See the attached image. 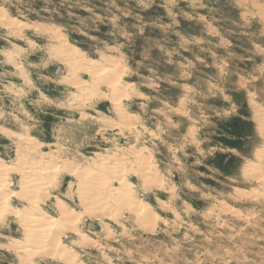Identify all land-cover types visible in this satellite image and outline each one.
Instances as JSON below:
<instances>
[{
	"label": "rangeland",
	"instance_id": "obj_1",
	"mask_svg": "<svg viewBox=\"0 0 264 264\" xmlns=\"http://www.w3.org/2000/svg\"><path fill=\"white\" fill-rule=\"evenodd\" d=\"M0 7L25 23L0 26V127L55 143L63 163L82 166L95 152L130 146L126 136L101 126L98 114L85 119L62 103L74 74L59 57L56 32L88 58L118 60L123 80L138 90L129 91L125 108L140 117L136 131H144L164 185L148 191L142 179H128L163 219L148 229L120 211L103 225L85 222L81 202L67 196L76 180L62 175L49 191L81 213L79 231L93 240L62 236L77 263L264 264V175L261 181L247 176L253 162L264 172L258 155L264 151V0H0ZM101 102L117 118L105 98L90 109ZM27 147L0 132V156L8 162ZM11 177L12 188L22 189L20 176ZM254 188L258 195H250ZM48 195L47 208L58 211ZM14 205L25 208L18 199ZM3 223L0 264H24L11 244L25 241L22 225L12 215Z\"/></svg>",
	"mask_w": 264,
	"mask_h": 264
},
{
	"label": "bare ground",
	"instance_id": "obj_2",
	"mask_svg": "<svg viewBox=\"0 0 264 264\" xmlns=\"http://www.w3.org/2000/svg\"><path fill=\"white\" fill-rule=\"evenodd\" d=\"M24 24L0 7V26L7 27L9 30V28L12 29V26L21 29ZM53 37L55 40L57 38L59 42V45H57L59 57L63 58L62 62L74 74V77L68 80L71 82V93L62 103L68 106L66 108L73 111L77 110L76 115H80L85 119L91 117H93L92 120L95 119V116L90 112L98 114L100 125L110 126L111 130L115 131L116 134L118 133V136H126V139L130 141L127 144L130 146L124 149L126 151H122L121 148L118 149V153L115 154H111L113 148L107 147L101 151L102 153L95 152L92 157H89L90 162H88V165L82 166L63 163L60 157L62 149H59L55 143L40 140L29 133H19L9 128L0 127V132L6 138H13L18 143L28 145L25 155L15 163L8 162L0 156V224L7 219L8 215H12L22 225V230L26 234L25 241L22 242L13 238L11 244L15 250H19L22 254L21 257L25 256V259H23L25 260L24 264L27 262H29L28 264H36L35 259L37 257H52L63 261L65 264H79L74 258L77 252L73 248H68L62 242V236L67 233H76L87 241L86 244L89 245L93 242L90 236H86L79 231L81 213L70 206V201L66 200L64 196L53 195L49 191V186L56 183L62 175H64V179L71 177L76 180V185L74 184L69 188L67 196L73 198V201L78 199L81 202V212L87 216L85 222L90 221L92 224L103 225L107 219L116 220L115 217L120 214V211H129L128 213L136 219V222L148 229L153 227L157 220L163 219L149 202L140 198L135 189V184L128 179L130 174L142 179L143 186L148 191H151L154 187L162 188L161 186L164 185V178L159 175L158 165L152 159V150L148 147V143L144 141V131L142 133L141 130L136 131L137 124L141 120L140 117L126 111V104L124 103L128 100L129 91H133L135 94L138 90L134 88L133 84L126 82L125 79L123 80L124 65L118 60L108 58L109 56H102L100 59L88 58L87 53L82 48L70 42L68 37L61 32H56ZM29 42L30 44L34 43L32 40H29ZM14 45L18 49L20 48L19 45L15 43ZM84 73H87L90 77L89 80L81 76ZM103 87L106 88V92ZM140 95L142 94L140 93ZM96 98L107 99L114 107L117 118H113L101 110L102 107L104 108L102 102L97 104L95 110L90 109V105L93 104ZM102 128L104 127L100 129ZM59 146L61 147V145ZM262 151L258 154L259 157H264V151ZM257 165L254 162L251 166L249 164L250 168L248 169L249 172L247 171V176H254L253 179L258 178L261 181L264 172L260 169L261 164ZM13 174L20 176L19 183L22 189L15 190L12 188L11 176ZM234 190L240 192L239 188ZM237 194L240 195V193ZM251 194L258 195L259 191L254 188L251 190ZM47 195L55 198L58 211H49L45 204V196ZM261 195L263 196L262 193ZM15 199L25 202V208L16 207L17 205H14ZM52 212L55 214L58 212V215H53ZM94 244L96 245L95 242ZM80 250L85 252L82 248ZM80 264L85 263L81 262Z\"/></svg>",
	"mask_w": 264,
	"mask_h": 264
}]
</instances>
